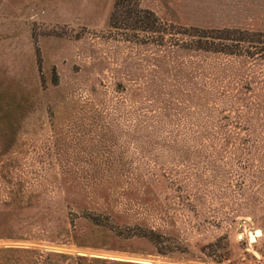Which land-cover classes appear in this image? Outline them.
Masks as SVG:
<instances>
[{
    "label": "rangeland",
    "instance_id": "374dc122",
    "mask_svg": "<svg viewBox=\"0 0 264 264\" xmlns=\"http://www.w3.org/2000/svg\"><path fill=\"white\" fill-rule=\"evenodd\" d=\"M114 2L0 0V264H264V114L197 108ZM137 2L264 29V0Z\"/></svg>",
    "mask_w": 264,
    "mask_h": 264
},
{
    "label": "trees",
    "instance_id": "16d2710c",
    "mask_svg": "<svg viewBox=\"0 0 264 264\" xmlns=\"http://www.w3.org/2000/svg\"><path fill=\"white\" fill-rule=\"evenodd\" d=\"M134 1V2H133ZM137 0H115L114 11L126 9L125 29L160 35L164 46L189 58L175 73L187 79L185 97L202 108L208 102L226 103L228 111L255 118L264 114V29L255 27L182 28L175 30L151 12L139 17ZM177 31V32H175ZM176 40H171L174 36ZM169 36L170 40H165ZM172 41L174 44H172ZM168 42V44H167ZM190 54V55H189ZM186 55V58H185ZM188 56V57H187ZM180 59L175 57V61ZM188 62V61H186ZM185 62V63H186ZM240 128L242 123H236Z\"/></svg>",
    "mask_w": 264,
    "mask_h": 264
},
{
    "label": "water",
    "instance_id": "95a60500",
    "mask_svg": "<svg viewBox=\"0 0 264 264\" xmlns=\"http://www.w3.org/2000/svg\"><path fill=\"white\" fill-rule=\"evenodd\" d=\"M261 231L260 230H255L253 233H249V241L250 243H254L256 238H259L261 236Z\"/></svg>",
    "mask_w": 264,
    "mask_h": 264
},
{
    "label": "bare ground",
    "instance_id": "6f19581e",
    "mask_svg": "<svg viewBox=\"0 0 264 264\" xmlns=\"http://www.w3.org/2000/svg\"><path fill=\"white\" fill-rule=\"evenodd\" d=\"M248 239H249V235H248ZM250 242V241H249Z\"/></svg>",
    "mask_w": 264,
    "mask_h": 264
}]
</instances>
